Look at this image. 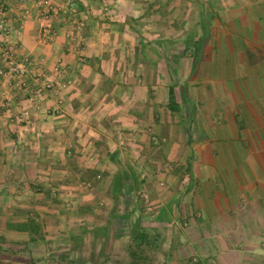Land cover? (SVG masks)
<instances>
[{
    "label": "crops",
    "instance_id": "0c3cea01",
    "mask_svg": "<svg viewBox=\"0 0 264 264\" xmlns=\"http://www.w3.org/2000/svg\"><path fill=\"white\" fill-rule=\"evenodd\" d=\"M5 1L42 75L0 76V264L44 219L47 242L133 221L172 264H264V0H72L79 48Z\"/></svg>",
    "mask_w": 264,
    "mask_h": 264
},
{
    "label": "rangeland",
    "instance_id": "374dc122",
    "mask_svg": "<svg viewBox=\"0 0 264 264\" xmlns=\"http://www.w3.org/2000/svg\"><path fill=\"white\" fill-rule=\"evenodd\" d=\"M145 210L150 213L154 208L145 206ZM44 222L28 223L31 234L36 237L34 239L39 241L37 248L30 251L26 246H18L15 252H3L4 256L9 255L15 261L13 264H172L171 254L157 252L155 233L145 231L137 222L132 221L129 226L117 223V227L110 224L108 231L95 232V239L91 231L69 230V237H64L66 239L60 236L48 242L41 238L43 233L47 235V231H44L47 223ZM125 229L127 231L123 232ZM169 238L170 234L166 235L165 241L169 242ZM193 258L192 264H211L207 261L201 263L197 256Z\"/></svg>",
    "mask_w": 264,
    "mask_h": 264
},
{
    "label": "built area",
    "instance_id": "2783aa9c",
    "mask_svg": "<svg viewBox=\"0 0 264 264\" xmlns=\"http://www.w3.org/2000/svg\"><path fill=\"white\" fill-rule=\"evenodd\" d=\"M21 17L29 15L36 10L38 16L37 39L42 42H49L57 35V29L52 23V18L61 15L66 18L69 27L63 32L67 43H73L76 47L84 44L85 37L83 29L86 19L77 10L72 0H64L59 4H54L52 0H22ZM6 1L0 0V76L7 80L8 85L13 90H18L31 76H41L37 70L36 63L29 55L19 56L3 37L10 32V27L6 23ZM101 12H107L106 7L100 8ZM97 12V11H96ZM92 12V16L96 15ZM59 62V61H58ZM58 64V63H57ZM56 64V65H57ZM57 67V66H56ZM55 67V68H56ZM57 69V68H56ZM55 84L49 77L43 75L44 88H52ZM25 111L22 114L26 116Z\"/></svg>",
    "mask_w": 264,
    "mask_h": 264
},
{
    "label": "trees",
    "instance_id": "16d2710c",
    "mask_svg": "<svg viewBox=\"0 0 264 264\" xmlns=\"http://www.w3.org/2000/svg\"><path fill=\"white\" fill-rule=\"evenodd\" d=\"M27 227V224H15L14 228L18 229V230H23L24 228Z\"/></svg>",
    "mask_w": 264,
    "mask_h": 264
}]
</instances>
